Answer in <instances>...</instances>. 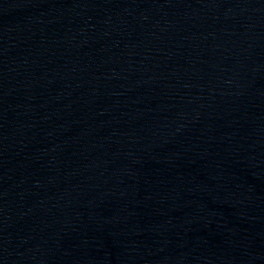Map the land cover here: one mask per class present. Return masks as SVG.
<instances>
[{"label": "water", "instance_id": "95a60500", "mask_svg": "<svg viewBox=\"0 0 264 264\" xmlns=\"http://www.w3.org/2000/svg\"><path fill=\"white\" fill-rule=\"evenodd\" d=\"M264 123V0H0V264H166Z\"/></svg>", "mask_w": 264, "mask_h": 264}]
</instances>
